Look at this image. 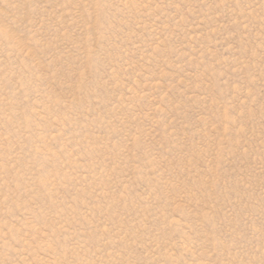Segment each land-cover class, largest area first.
<instances>
[{
  "label": "rangeland",
  "instance_id": "1",
  "mask_svg": "<svg viewBox=\"0 0 264 264\" xmlns=\"http://www.w3.org/2000/svg\"><path fill=\"white\" fill-rule=\"evenodd\" d=\"M0 264H264V0H0Z\"/></svg>",
  "mask_w": 264,
  "mask_h": 264
}]
</instances>
